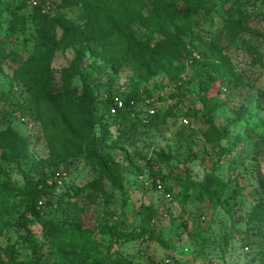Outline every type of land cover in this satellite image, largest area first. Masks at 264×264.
Returning <instances> with one entry per match:
<instances>
[{"label":"rangeland","instance_id":"1","mask_svg":"<svg viewBox=\"0 0 264 264\" xmlns=\"http://www.w3.org/2000/svg\"><path fill=\"white\" fill-rule=\"evenodd\" d=\"M9 1L27 22L0 43V264H264V214L252 216L264 204V0H213L191 27L134 24L148 48L99 1ZM39 15L63 47L32 61ZM75 91L97 97L91 113L72 107ZM115 98L123 126L104 104ZM87 142L120 163L121 189L70 156Z\"/></svg>","mask_w":264,"mask_h":264},{"label":"trees","instance_id":"2","mask_svg":"<svg viewBox=\"0 0 264 264\" xmlns=\"http://www.w3.org/2000/svg\"><path fill=\"white\" fill-rule=\"evenodd\" d=\"M106 5L109 9L115 11L119 16V25L121 26L119 32L126 42H134L138 45L148 48L149 45L145 42V39H139L134 32L133 25L139 24L141 28L145 30L164 31L167 25H178L181 27H191L197 24L198 17L206 12L213 2V0H151L146 3L143 0H95ZM26 4L18 3L15 4L9 0L4 3L0 0V43H11L15 38L19 37L24 29L27 22V17L22 13L25 9ZM41 21V27L39 31V40L36 48L32 54V61H37L40 57L48 56L54 52V50L62 48L63 43L54 37H51L48 32V20L46 16H38ZM7 18V29L4 35H2V24L4 19ZM255 16L248 15L238 20L231 27L233 29H243L248 24L247 22ZM264 18V17H263ZM63 31L68 35H73L80 38L81 34L73 25L67 22L60 23ZM84 58V52H78L77 60L82 61ZM94 72L98 75H102L107 70V65H92ZM215 71H210L209 78L214 79L213 74ZM46 106L52 115L57 113L55 104L48 98H44ZM72 101V107L85 112L91 113L93 110V104L97 100V97L91 92L86 91L85 93L79 94L77 91L70 95ZM111 100H104L105 106L110 109ZM109 115H110V111ZM121 117L118 122L119 126H123L127 120V116L130 113L123 112L116 116ZM111 116V115H110ZM112 116V117H116ZM158 111L155 116L151 117L153 120L159 119ZM102 125V123H101ZM105 142V139L103 140ZM86 153L90 159L97 164L102 172L107 177L109 183L115 189H121L123 187V181L121 178V166L118 161L112 155H108L100 150L96 145L91 142L79 144L73 147L71 157L77 158L81 154ZM54 171L51 175H45L42 179L41 185L49 187V181L54 176ZM53 182V180H52ZM55 182V181H54ZM155 186V185H154ZM36 190V189H35ZM32 188V192H33ZM252 216L263 213L264 204L258 208ZM12 260V258H11ZM111 264H128L124 260H116Z\"/></svg>","mask_w":264,"mask_h":264},{"label":"built area","instance_id":"3","mask_svg":"<svg viewBox=\"0 0 264 264\" xmlns=\"http://www.w3.org/2000/svg\"><path fill=\"white\" fill-rule=\"evenodd\" d=\"M149 103V102H148ZM157 104H154V106L152 105V106H150V108L148 109V112H147V114H148V117H153V116H155L156 115V113H157V110H156V106ZM125 104L121 101V100H119V99H117V98H115L114 100H113V103H112V105H111V107H110V109H109V111H110V115L111 116H116V115H118V114H120V112L121 111H123L124 109H125ZM51 181H49V183H50ZM60 183V182H59ZM155 189L157 190V191H159V192H163V185L162 184H156L155 185Z\"/></svg>","mask_w":264,"mask_h":264}]
</instances>
